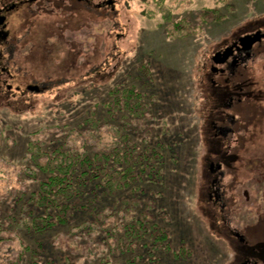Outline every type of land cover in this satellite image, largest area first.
Returning <instances> with one entry per match:
<instances>
[{
    "label": "rangeland",
    "instance_id": "374dc122",
    "mask_svg": "<svg viewBox=\"0 0 264 264\" xmlns=\"http://www.w3.org/2000/svg\"><path fill=\"white\" fill-rule=\"evenodd\" d=\"M87 1L86 9L72 2L71 11L48 3L38 17L33 5L9 20L13 51L5 65L14 79L11 91L0 80V264H31L33 254L40 264H236L247 252L264 264L258 244L264 240V183L257 171L237 164L240 173L223 178L222 190L233 186L230 227L259 225L250 238L262 252L237 250L224 237L222 219L213 220L221 208L207 199L210 163L222 160L214 123L220 124L227 87L243 99L231 111L249 128L242 132L244 160L264 155V129L251 127L252 105L264 108V56L247 73L254 87L244 68L245 77L237 73L225 90L212 82L218 79L212 58L233 40L264 30V0ZM35 82L46 90L15 91ZM131 90L138 96L127 100ZM33 142L48 154L71 145L94 159V170L107 164L95 160L96 153L112 154L108 168L120 173L115 180L134 165L144 164L145 173L111 195L94 193L103 181L97 179L85 190L82 208L39 232L23 225L29 213H45L29 205L47 178L30 158ZM93 169L79 163L73 176ZM143 227L147 240L126 232Z\"/></svg>",
    "mask_w": 264,
    "mask_h": 264
},
{
    "label": "flooded vegetation",
    "instance_id": "af4514ba",
    "mask_svg": "<svg viewBox=\"0 0 264 264\" xmlns=\"http://www.w3.org/2000/svg\"><path fill=\"white\" fill-rule=\"evenodd\" d=\"M11 0H0V75H3V79L0 77V80L3 81V85H7V89L9 91L12 90L13 85L10 83L11 80L14 79V74L12 73V70L10 68L9 63L5 65V60L12 59V56L10 55L13 51V48L11 47V44L9 42L11 31L9 29V20L14 12L18 11H32V6L35 5V15L36 11L40 10V7H43L45 9V6L48 5V3L53 4L55 6V9H60L61 11H71V4L74 3V8L82 7V4H84L83 8L86 9L87 4H89V1L87 0H13L12 3H10ZM41 3V6H40ZM106 4L99 5L100 7H103ZM78 5V6H77ZM81 10V9H80ZM67 29V28H66ZM257 32L261 33V35H264V30L258 29L254 32L245 34L246 35H255ZM241 38L233 40V44L229 46L226 49L220 50L215 57L212 58L213 61V67H212V73L218 77V79H212L213 84L217 86H220L221 88H226L227 84H230L233 78L236 77L237 73H241L240 76L245 77L246 74L247 77V84L254 87L253 80L247 76L251 73L252 62H255L257 60V57L264 56V37L261 38V41H258L256 44H254L251 48L245 49L241 45ZM7 53L9 55V58H7ZM8 62V61H7ZM241 68L245 69V74L240 71ZM240 71V72H239ZM16 75V74H15ZM240 84V83H239ZM238 85V84H237ZM232 86V85H231ZM239 87V85H238ZM237 87V88H238ZM46 90V87L42 84L38 83H29L25 85V89L21 86H16V92L20 93H31V94H41ZM225 90V89H224ZM223 90V91H224ZM242 90V89H241ZM228 91V92H227ZM232 89L229 87L226 88V96L227 98L224 99V101L221 103V109H220V119H219V125L217 126L216 123H214V128L216 129L215 135L220 138V146H221V158L220 161H215L210 163V167L212 164H215V167L213 170H211L212 178H211V188L207 192V199L211 202V205L215 206L216 208H221V212L226 214L227 218L221 214H219L217 217L218 219H214L215 222H218L219 219H222V222L224 223V227H228L225 230L227 232L224 234V237L232 240L235 246H240L237 248V250L244 249L246 247L255 250L256 252H262L259 251L255 246H253V242L250 238L252 235V231L254 228H258L256 224H253V226H247L242 231H238L236 228L230 227L229 221H230V213L231 208L235 204V200L233 197L232 188L233 186L230 185L229 190H222V181L223 178L226 176L233 175V173H236V176L240 173L239 170L242 168L241 166H238L237 164H242L243 168L253 169L256 170L258 173V176L260 177L262 183H264V155L256 156L252 159H250L249 163L247 164L246 160H244L243 157V150L245 148V145L242 141V132H247L249 130L248 127H244L243 125L239 124L238 118L234 116L231 110L235 111L237 106H241L243 104V99L240 97H233L232 95ZM251 97H255L254 93L251 94ZM261 100V98H259ZM254 108V113L252 116V128L256 131L260 132L264 129V108L262 106H255L252 105ZM247 165V166H245ZM220 166V168H218ZM245 168V169H246ZM232 173V174H231ZM229 175V176H230ZM231 177V176H230ZM230 193V195H228ZM243 197L245 198L246 202H249L250 200V193L247 190L243 191ZM231 205V208H230ZM228 209V212L226 210ZM223 216V217H222ZM260 228V227H259ZM223 234V233H222ZM262 237L264 238V232L262 230ZM258 242V241H257ZM258 244H262L264 249V240L262 242H258ZM254 247V248H253ZM263 257H264V251ZM261 254V253H260ZM236 264H261V261H259L258 258L252 257L248 252L243 256L236 258Z\"/></svg>",
    "mask_w": 264,
    "mask_h": 264
},
{
    "label": "trees",
    "instance_id": "16d2710c",
    "mask_svg": "<svg viewBox=\"0 0 264 264\" xmlns=\"http://www.w3.org/2000/svg\"><path fill=\"white\" fill-rule=\"evenodd\" d=\"M166 17L170 19L171 13L167 12ZM135 95L134 90L127 91L126 98L129 100L133 98ZM126 104L129 106V102L126 101ZM92 139H96L93 138ZM69 150L65 151V147L59 145L57 148L54 147L50 150L51 153L43 148L42 145L38 143L30 144L31 151V160L34 165L44 174L47 175V178L42 182L40 192L34 193L29 201V205H35V207H41L45 213L41 216L35 215V213H29L28 216L24 219L23 225L26 223L34 228L36 231L44 232L54 228L57 222L65 223L67 217L70 213L74 212V210H78V208H82L80 204L83 201V196L87 194L86 189L89 188L90 183H95L97 179L106 180L105 185L102 183L96 185V189H94V193L97 191L100 194H115V192L119 190H123L124 188H132V183L135 182V179L139 180L145 173V167H139L134 165L133 167H128L121 175L123 177L120 180H115V175L120 173H114L113 167L108 168L109 162L111 160L112 154L108 156L106 153H96L95 160H106V165L103 168H99V166L94 170L93 169V158H83L77 149H74L71 145L68 147ZM110 149V148H109ZM78 152V153H76ZM48 157L50 160L48 161ZM51 158L54 160L52 161ZM80 158L82 160L80 161ZM130 162V158L134 159V157L125 156ZM94 160V159H93ZM115 160L121 164L124 160V157H120V155L115 157ZM115 160H113L115 162ZM79 163H83L87 165V168H92V172L83 173L82 177H75L73 173L76 172V167ZM143 172V173H142ZM140 173V174H139ZM40 210V209H38ZM96 208H91L90 214L96 213ZM100 216V215H99ZM101 220L103 215L100 216ZM218 219V217L213 216V220ZM141 226H144L142 223ZM87 226V225H85ZM127 234H131L133 237L136 236L138 239L147 240L148 235L145 227L133 230L129 229L126 231ZM95 237H99L100 233L98 231L94 234ZM152 238L155 241V236ZM162 234H160V237ZM131 239V237H129ZM37 254H33V259L31 264H40L39 257Z\"/></svg>",
    "mask_w": 264,
    "mask_h": 264
},
{
    "label": "water",
    "instance_id": "95a60500",
    "mask_svg": "<svg viewBox=\"0 0 264 264\" xmlns=\"http://www.w3.org/2000/svg\"><path fill=\"white\" fill-rule=\"evenodd\" d=\"M264 37V35H261V33L257 32L255 35H247L244 38H241V45L245 49L251 48L254 44H256L258 41H261V38ZM215 167V164L211 165V170H213ZM220 168V166H218Z\"/></svg>",
    "mask_w": 264,
    "mask_h": 264
}]
</instances>
